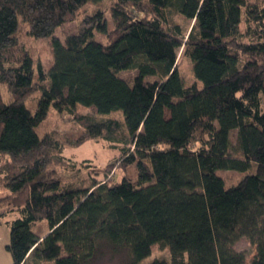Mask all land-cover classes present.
I'll use <instances>...</instances> for the list:
<instances>
[{
  "label": "trees",
  "instance_id": "1",
  "mask_svg": "<svg viewBox=\"0 0 264 264\" xmlns=\"http://www.w3.org/2000/svg\"><path fill=\"white\" fill-rule=\"evenodd\" d=\"M100 1L0 0V174L9 192L0 206L5 198L10 206L0 217L17 215L8 221L6 245L13 264H87L105 246L127 250L126 264H247L246 253L234 248L241 237L256 247L249 264H264V36L238 43L244 9L260 23L264 6L115 0L111 31L100 10L64 40L54 35ZM166 11L193 21L187 36ZM21 25L35 38H51L48 68L35 69L20 50ZM95 30L108 42L97 40ZM183 44L201 86H186L179 72ZM240 52L253 57L242 60ZM124 70H137L132 82L120 76ZM37 90L32 111L26 98ZM51 108L84 127L72 146L111 143L120 150L115 165L132 166L136 178L63 184L52 164L65 143L37 131ZM115 111L122 117L109 116ZM115 165H108L111 173ZM217 170L246 174L226 186ZM42 220L46 232L34 228ZM157 244L170 249L171 261L143 262Z\"/></svg>",
  "mask_w": 264,
  "mask_h": 264
},
{
  "label": "rangeland",
  "instance_id": "2",
  "mask_svg": "<svg viewBox=\"0 0 264 264\" xmlns=\"http://www.w3.org/2000/svg\"><path fill=\"white\" fill-rule=\"evenodd\" d=\"M114 1L115 0H102L98 3H89L85 5L73 20L58 27L55 30L54 35L64 40L68 35L79 31L84 18L88 15H93L100 10L104 12L108 20L109 31H111L114 27L111 19V7ZM248 5H257L260 8L264 6V3L262 0H248ZM166 14L170 19L171 24L180 25L184 35L187 36L188 31L193 25V21L173 11H166ZM259 35L264 36V22L259 23L257 21H250L247 18L244 9L242 22L240 24L238 43L256 42L258 40L257 36ZM95 38L103 43H107L109 35L95 30ZM17 40L20 50L26 51L27 54L33 58L35 69H37L38 63H41L44 68H48L51 65L53 61L51 38H35L29 34L27 25H21L17 33ZM240 56L242 60L253 57L252 55L243 52H240ZM177 65L186 86L193 84L201 86V83L195 77L192 60L190 56L185 53L184 44L179 49ZM261 68L264 72V65ZM119 74L129 82H132L137 74V70H124ZM149 79L152 80L155 78L149 77ZM35 80H37V71L35 74ZM1 92L5 101H11L12 94L6 85H2ZM39 96L40 91L37 90L32 92V94L26 98V105L32 111H34L36 107V102ZM78 110L80 113L97 115L93 107H79ZM115 112L109 116L122 117V111ZM37 131L41 137L51 134L60 138L65 143L60 160H56L52 164L57 169L58 174L65 185H87L94 180L93 176H96L101 181L107 180L112 182L120 180L125 175L129 178H136V172L132 166L129 168H122L115 165L120 162V150L115 145L101 139H88L79 146H72L73 142L80 138L85 130L81 124L76 122L74 118L67 113H61L54 108H51L47 118L38 126ZM235 140L236 131H234L232 135V141L234 142ZM195 145L198 146L199 143H196ZM4 159L5 158L0 157V165L5 161ZM83 160H90L92 165L89 166L84 164V162H82ZM110 163H114L116 166L112 173L108 166ZM217 174L223 177L226 186H229L237 183L246 172L217 170ZM1 179L2 176L0 174V198H4L6 195H9V192L2 187ZM2 203L4 204L3 206L1 204V210L10 209L8 199L5 198ZM16 217L17 215L14 213L9 214L7 217H0V264H13L12 256L6 249V245L10 242V225L8 224V221L13 220ZM34 228L39 232H46L48 230V223L46 220L39 221ZM234 248L246 253L247 264L252 261L256 254V247L247 237H241L234 244ZM155 258L166 259L170 262V249L157 244L153 247L152 254L145 258L143 262H149ZM127 262V250L121 249L115 251L110 246H105L100 250L99 254L87 264H126Z\"/></svg>",
  "mask_w": 264,
  "mask_h": 264
}]
</instances>
